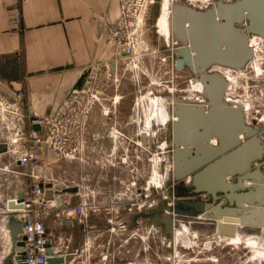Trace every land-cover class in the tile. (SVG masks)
I'll return each instance as SVG.
<instances>
[{"label": "rangeland", "instance_id": "obj_1", "mask_svg": "<svg viewBox=\"0 0 264 264\" xmlns=\"http://www.w3.org/2000/svg\"><path fill=\"white\" fill-rule=\"evenodd\" d=\"M170 2L174 0H123L120 20L124 31L122 42L124 51H130V55H120L122 52L117 50L115 45L114 62L117 64V70L113 73L107 70L105 75L91 79V87L88 85L85 93H80L78 97L76 95V100L72 101L73 109L83 114L75 120L81 123L78 158L74 162L58 163L53 168V174L59 181L78 184L82 190L83 183L86 184L85 192L90 202L97 204L96 208L99 205L101 207V203L103 205L107 195L128 194L131 191L137 193V207L130 213L131 217L125 215V209L112 208L106 211L103 206V209L91 213L92 222L108 228L101 232L102 235L98 236L97 240L93 239V243L100 244L95 255L97 260L102 257V264H264V260L252 259L257 253L264 255V246L258 240V245L251 244L250 247L245 244L231 245L227 241L228 237L221 236L196 242L192 236L189 239L185 231L176 230L174 235H171L163 234L158 226L145 227L146 218L143 214L153 211V208L158 209L160 203L168 199L164 194L166 190L172 193L178 189V196L182 198L193 196L189 193L190 184L187 179L177 183L173 180L170 185H164L162 179L165 171H171L173 164L164 157L166 152L172 150H163L162 147L163 143L169 142L171 138L169 129L176 117L172 110L171 121L165 120L162 107L158 106L154 99L166 96L173 99L172 103L175 104L174 97L183 98L189 103L201 102L206 98L201 92L202 87L192 84V80L198 78L195 73L188 68L177 72L174 67L177 60L175 50L179 47V41L173 38V44L170 46L164 31L161 32L159 27L158 19L162 8L164 5L168 7ZM262 42L258 45L259 50L256 49L257 59L259 58L256 59L257 62H252L247 70L240 73L231 72L233 78L230 80L229 95L244 98L249 87L247 82L252 83L264 77V41ZM259 65L262 66L261 72ZM261 98L263 96L258 99ZM204 106L208 107L207 103ZM90 110L103 111L105 115L93 120L95 124L88 136V144L97 147L101 138L107 150L99 148L92 152L85 151L87 134L83 117L84 113ZM112 113H115L116 117H112ZM4 120L7 119L0 117V136L2 132H14L21 126V122L16 118ZM148 123H152L153 135L148 139V145L144 146L147 149H143L140 137V146L138 142L135 146L134 141L137 134L141 136L146 130ZM82 139L85 141L84 149ZM215 140L212 139L211 144L216 145ZM9 160H12V157L7 162ZM12 180L13 178H9L0 186V212L5 209L6 200L16 191L14 183L8 186ZM199 200H208V197L202 195ZM168 204L173 206L169 199ZM136 215H139L141 222L138 229L125 232L119 230V224L134 222ZM113 226L116 231H112ZM66 233L65 229L60 234L57 233L56 238L58 248L64 251L69 243ZM78 239L80 257L76 263L84 264L83 254L86 255V252L81 249L83 235ZM126 240L131 241L126 243ZM9 247L8 233L0 217V264L8 254ZM113 254L116 258L112 257ZM107 257H110L109 260ZM127 260L132 263H127Z\"/></svg>", "mask_w": 264, "mask_h": 264}, {"label": "water", "instance_id": "obj_2", "mask_svg": "<svg viewBox=\"0 0 264 264\" xmlns=\"http://www.w3.org/2000/svg\"><path fill=\"white\" fill-rule=\"evenodd\" d=\"M230 1L215 0L206 10L179 5L172 10L171 34L182 42L175 50L176 68L187 67L198 76L208 107L174 97L176 120L170 127L171 138L167 143L172 151L164 154L166 160L172 161L173 168L164 181L168 186L173 180L182 182L192 176L188 188L193 196L176 200L177 207L172 208L167 206L168 199L163 200L160 209L154 208V211L162 214L167 209V214L163 211L160 217H150L148 224H163L164 234L172 235L174 227L184 222L201 239L217 235L257 238L264 246V230L259 228L264 226V163L253 167L254 162H264L260 129L246 123L242 105L226 99L227 85L223 76L208 69L213 64L243 68L251 57L249 34L264 37V0ZM82 80L83 77L75 89ZM212 138H216L217 145H211ZM141 139L143 146H147L146 133L141 134ZM249 181L253 185H247ZM77 191V188L65 190L67 193ZM164 194L173 199L170 191ZM202 195L208 200H199ZM17 197L21 198L22 193ZM179 204L190 209L183 211ZM7 209H22V205L10 200ZM196 214H201L202 218ZM0 217L10 245L2 264H14V260L23 264L16 255L25 251L19 237L22 220L3 210ZM47 254L48 264H65V257L55 256L50 246Z\"/></svg>", "mask_w": 264, "mask_h": 264}, {"label": "crops", "instance_id": "obj_3", "mask_svg": "<svg viewBox=\"0 0 264 264\" xmlns=\"http://www.w3.org/2000/svg\"><path fill=\"white\" fill-rule=\"evenodd\" d=\"M122 3L123 0H29L22 9V33L11 36L8 34L10 1L0 0V98L13 102L16 93L23 90L25 95L20 103L22 116L48 119L67 118L69 115L77 119L82 117L83 114L74 110L71 104L76 100V95L78 97L80 93H85V82L82 80L83 86L80 85L82 88L79 87V91H75V87L90 70L95 77L103 76L114 63L116 40L113 31L121 20ZM12 133L2 132L0 142ZM7 156L3 155L0 160L11 157ZM44 158L47 161L53 159L49 153ZM7 160H2V164H6ZM84 186L83 183L80 193L84 192ZM47 192L53 195L51 189ZM79 195L74 196L75 202L80 201ZM114 196L107 195L105 203L113 209H125L124 213L129 217L137 207L134 194L117 193L116 199L121 198V201L113 202L111 199ZM123 197L127 200L122 201ZM163 211L161 214L153 208L149 214L160 217ZM91 213L89 211L82 223L62 219L52 223L58 234L67 230L69 243L65 251L58 248L56 240L54 245L71 264H77L80 257L78 238L81 234V249L86 252L84 255L82 250L85 256L83 263L104 262L102 257L96 259V248L100 244L93 243V239L97 240L101 232L108 228L92 222ZM145 220L146 228L153 225L148 224L147 218ZM140 223L139 215H136L134 222L119 224V230L133 231L139 228ZM158 227L164 234L165 226L160 224ZM113 229L116 231L115 226ZM130 241L126 240V243ZM112 257L116 258L114 254ZM129 262L132 263L127 260Z\"/></svg>", "mask_w": 264, "mask_h": 264}, {"label": "built area", "instance_id": "obj_4", "mask_svg": "<svg viewBox=\"0 0 264 264\" xmlns=\"http://www.w3.org/2000/svg\"><path fill=\"white\" fill-rule=\"evenodd\" d=\"M9 1L11 14L8 34L20 36L23 30L22 9L29 0ZM122 25L120 21L118 27L113 31V37L116 40L117 50L122 52L120 55L128 56L130 51H124L122 42L124 34ZM77 90L79 91V89H75V91ZM24 95L25 92L19 90L13 102L0 98V117L7 120L16 118L21 122L19 129L0 142V158L3 155L12 157L8 163L0 165V186L9 178H13V180L8 186L13 183L16 186V192L6 200L3 211L15 214L22 220L20 241L24 243L25 251L16 254L20 257V261L23 264H48L47 248L49 246L53 248L55 256L63 255L54 245L57 233L52 223L55 224L59 219L76 220L82 223L89 211L96 210L97 204L90 202L89 196L85 192L86 184L84 192L80 193L78 184L59 181L53 174V168L58 163L77 160V153L80 149L79 129L81 123L75 121L77 118L72 115L67 118L50 119L22 116L20 103ZM40 129L42 131H39ZM81 142L84 149L85 141L82 139ZM138 144L140 146L139 139ZM46 153L52 155L51 161L44 158ZM71 188H77L76 194L65 192L66 189ZM49 189L53 191L52 196L47 192ZM19 192L22 193L21 198L17 197ZM75 195L80 196L79 202L74 201ZM10 200H13L17 205L21 204L22 209L8 210L7 203ZM13 263L18 264L17 260H14ZM65 264H71V261H67L65 258Z\"/></svg>", "mask_w": 264, "mask_h": 264}, {"label": "bare ground", "instance_id": "obj_5", "mask_svg": "<svg viewBox=\"0 0 264 264\" xmlns=\"http://www.w3.org/2000/svg\"><path fill=\"white\" fill-rule=\"evenodd\" d=\"M181 1H183V0H181ZM189 4H191L193 7H195L196 9H198V10H206L207 8H209L212 4H214V2H215V0H186ZM226 2H231L230 0H225ZM173 2H170L169 3V5H168V7L166 6V5H164L163 6V8H162V13H161V16H160V18L158 19V22H159V27H160V29H161V32H163L164 31V34H165V37H166V41H168V44H170V46H171V43L173 42V37L171 36V34L169 35L168 34V32H170V30H171V27H172V20H171V15H172V10H173V4H172ZM245 24V23H244ZM186 26H189V24H187ZM240 26H242V25H240ZM200 33V32H199ZM259 40H262V41H264V38H262V36H259L258 34H255V33H251V34H249V36H248V44H249V47H250V50H251V53H252V55L254 54V50L257 48V45L256 44H258V41ZM173 44V43H172ZM179 48V47H178ZM264 48V47H263ZM258 50H259V48H258ZM261 53H263V52H261ZM195 54V52H193V55ZM176 55V54H175ZM254 56V55H253ZM177 58V57H176ZM259 64V63H258ZM175 68H176V62H175V66H174ZM259 67V66H258ZM255 68V67H254ZM185 69H187V67H184L183 69H177V72L179 73V72H181L182 70H185ZM243 69H230V68H223V67H221V66H216V67H214V68H212V69H210V71L209 72H218V73H220L222 76H223V78L225 79V81H227V83H228V90L226 91V93H224V95L226 96V98H228L229 100H232V99H234V98H232V96L231 95H229V91H230V86H231V82H230V80L233 78V74L231 73V72H236V73H240L241 71H242ZM259 71H261V69H259ZM258 71V72H259ZM198 77V76H197ZM232 81V80H231ZM192 84H196L197 85V87H199V88H201L202 87V84H201V82H199V79L197 78V80H195V79H193L192 80ZM203 89V88H202ZM203 95V94H202ZM207 98H204L201 102H202V104L204 105V104H206L207 103V100H206ZM157 103H158V106H160V107H162V113H163V115H164V118H165V120H170L171 121V119H172V110H173V107H172V105H174L173 103H172V100L173 99H170V98H168V97H166V96H159V97H155V99H154ZM248 100V99H247ZM201 102H194V103H196V104H201ZM234 102H237V103H242V104H244L243 103V101H241L240 99H234ZM191 103V102H190ZM245 105V104H244ZM249 106V105H248ZM252 107V106H251ZM164 108V109H163ZM175 116V115H174ZM176 117V116H175ZM258 128L260 127V126H257ZM144 133H146L147 134V137H148V139H150L151 137H152V135H153V127H152V123H148V125H147V128H146V130L144 131ZM259 137L261 138V140H262V142L264 143V132L263 131H261L259 134ZM242 139H243V137H241ZM212 139H216V138H212ZM211 139V140H212ZM141 143V142H140ZM168 142L167 141H165L164 143H163V147L162 148H164V150H167V149H170V148H167V146H168V144H167ZM211 143V142H210ZM215 143H217V141L215 140ZM211 145H213V144H211ZM217 145V144H216ZM213 146H215V145H213ZM141 147L143 148V149H147L146 147H144L143 145H141ZM263 163L264 162H254L253 163V167L255 168V167H257V166H261V165H263ZM170 171V170H169ZM169 171L167 172H165V175H164V178H166V174H169ZM164 178L162 179L163 180V182H164ZM191 178H192V176H189V177H187L186 179H187V181H188V183L189 184H191ZM229 181L230 180H233V178H229L228 179ZM247 185H249V186H251V185H253V182H251V181H249V182H247L246 183ZM174 188H175V186H174ZM176 190H177V192H176ZM174 192H172V196H173V199H169V202H171L172 203V205L174 206V204H175V202H176V200H180V199H184V198H182L181 196H178L179 195V190L178 189H176ZM167 191H169V190H167ZM165 193V192H164ZM166 195V194H165ZM167 206H169V204L167 205ZM173 206H170L171 208L173 207ZM167 212H168V210L166 209V210H164V214H167ZM195 216H197L198 218H202V215L201 214H196ZM220 221H222V220H220ZM220 221H218V222H220ZM180 227L179 228H177V227H174V230H173V234L172 235H174V233H175V231L176 230H178V231H185V232H187L186 234L189 236V239H191V236H192V238H194L195 240H196V242H201V241H205V240H210V239H213V238H216L217 236H219V235H217V236H212V237H208V238H203V239H201L200 237L201 236H199V234L197 233V232H194L193 230H192V228L190 227V225L189 224H187V223H180ZM261 227V229L262 230H264V226H260ZM224 239V238H223ZM256 240H258L257 238H245V237H235V238H228L227 239V241L229 242V244H231V245H234V246H237V245H246V246H248V247H250V246H252L251 244H253V245H258V242L256 241ZM244 241V242H243ZM259 241V240H258ZM261 242V241H260ZM252 249H253V247H251ZM257 251V250H256ZM258 252H260V251H258ZM255 256V258L253 257L252 259H257V261L258 260H264V255L263 254H258L257 253V255L255 254L254 255ZM259 257V258H258Z\"/></svg>", "mask_w": 264, "mask_h": 264}, {"label": "flooded vegetation", "instance_id": "obj_6", "mask_svg": "<svg viewBox=\"0 0 264 264\" xmlns=\"http://www.w3.org/2000/svg\"><path fill=\"white\" fill-rule=\"evenodd\" d=\"M177 5H179V6H188V7H191V8H195V7H193L191 4H189L186 0H183V1H175L174 0V2H173V9H174V6H177ZM196 9V8H195ZM208 9V8H207ZM171 30H170V32H168V34L170 35L171 34ZM171 36L173 37V38H175L172 34H171ZM262 38H264V37H262ZM176 39V38H175ZM176 40H178L179 41V48L182 46V42H181V40L180 39H176ZM263 42H262V40H259L258 41V44H256L257 45V48H259V44H262ZM256 48V49H257ZM256 49L254 50L255 52H254V56L252 55V53H251V57L247 60V62L244 64V66H243V70H247L248 69V67H249V65L250 64H252V62H257V60L259 59H257V55H256ZM257 59V60H256ZM216 66H220V65H215V64H213V65H211L208 69H212V68H214V67H216ZM221 67H223V68H229V67H225V66H221ZM231 69V68H230ZM258 69H261V71H262V66L261 65H259V67H258ZM107 70H110L112 73L115 71V70H117V64L114 62V63H112L109 67H108V69ZM260 71V72H261ZM90 73V74H89ZM220 74V73H219ZM221 75V74H220ZM95 76L94 75H92V73H91V70H90V72H88L87 74H85L84 76H83V81L85 82V86H86V89H87V87H88V85L89 86H91V79H93ZM248 83V85H249V87H248V89H247V93H246V96L244 97V98H241V97H233L232 96V98H234V99H240V100H242L243 101V103L245 104H242V103H238V104H240V105H242L243 106V108H244V114H245V120H246V123L249 125V126H252V127H254V128H258L257 126H260V132L261 131H263L264 132V77L263 78H259L258 80H255V81H253L252 83H249V81L247 82ZM226 85H227V87H226V90H228V83H227V81H226ZM225 90V91H226ZM258 93L260 94V96H258ZM261 96H263V98H261V99H258V98H260ZM226 97V96H225ZM227 100H229L228 98H226ZM234 99H232V100H229L230 102H234ZM248 99V100H247ZM235 103H237V102H235ZM249 105V106H248ZM252 106V107H251ZM255 107H257V108H255ZM253 114H254V116H253ZM104 115H105V113L103 112V111H98V112H96V111H94V110H90V111H87V112H85L84 113V117H83V119H84V125H85V129H86V134H87V137H86V147H85V151L87 150H89L90 152H92V151H94V150H96V149H102V150H107V148H106V146H105V143H103V142H101V138H99V140H100V142L98 143V146L97 147H91L88 143L90 142V137H88V136H90V134H91V131H93L92 129H93V125L95 124V122L93 121L94 119H97V118H99V117H104ZM113 116H115L116 117V114L115 113H112V117ZM253 117V118H252ZM255 118V119H254ZM170 130V129H169ZM259 132V133H260ZM120 133V136H121V132H119ZM129 133V132H128ZM258 133V134H259ZM131 136V135H130ZM139 137H140V139H141V136H139V134H137L136 136H135V141H134V145L136 146L137 145V142H138V139H139ZM134 138V137H133ZM130 140H132L131 138H130ZM141 141H142V139H141ZM132 142V141H131ZM210 142H211V140H210ZM263 143V142H262ZM132 144V143H131ZM264 144V143H263ZM133 146V145H132ZM164 149V148H163ZM88 151V152H89ZM164 180H165V178H164ZM164 185L166 186V183H165V181H164ZM170 185V184H169ZM130 194H135V205L137 206V193L136 192H133V191H131L130 192ZM116 196H117V193L115 194V196L111 199V200H113V202H115L116 201ZM112 202V201H111ZM110 203V202H109ZM99 205V204H98ZM102 206H103V208L106 210V211H109V209H112L111 208V206L110 205H107L105 202H104V204L103 205H101V207H100V205L99 206H97L98 208H96V210L94 211V212H96V211H98L100 208L101 209H103L102 208ZM174 207H177V206H175V204H174ZM178 207H180L181 208V210H183V211H185V210H189L190 209V207H187V206H184L183 204H179V206ZM143 216H145V218H147V221H149L148 219H150V217H153V215H151V214H149V213H146V214H143ZM19 237H20V234H19Z\"/></svg>", "mask_w": 264, "mask_h": 264}]
</instances>
